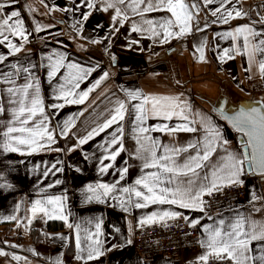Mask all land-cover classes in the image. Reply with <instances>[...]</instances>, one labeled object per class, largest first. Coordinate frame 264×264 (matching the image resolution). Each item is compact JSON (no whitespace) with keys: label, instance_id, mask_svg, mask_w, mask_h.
Masks as SVG:
<instances>
[{"label":"crops","instance_id":"1","mask_svg":"<svg viewBox=\"0 0 264 264\" xmlns=\"http://www.w3.org/2000/svg\"><path fill=\"white\" fill-rule=\"evenodd\" d=\"M87 2L94 7L88 8ZM87 2L0 0L4 4L0 24L11 11H19L27 36L24 40L12 35L7 28L0 29L8 36L7 41L0 43V55L5 57L0 61V108L3 109L0 112V252L6 253L0 255V264L200 262L199 256L206 251L203 243L200 250L185 253L179 261L166 256L143 257L136 252L135 229L170 218L161 219L165 212L183 215L190 223L199 221L202 242L210 238L206 229L231 231L238 221H243L242 232L251 234L256 228L258 233L264 226V177L252 176L246 181L244 202L209 216L196 207L182 208L176 204L149 203L146 207L137 208L135 204L142 202L140 198L134 192H123V189L147 192L135 181L158 171L143 167L145 160L141 159L147 154L143 149L150 147L153 141L157 142V158L168 155L179 164L197 152L202 155L205 144L214 141L215 150L209 160L203 162L204 167L197 169L198 177H192L193 190H198L195 185L212 181L213 173L224 175L220 169L232 163L230 157L244 161L243 173L239 177L241 182L244 180L248 173L247 163L237 141L238 133L224 115L245 108L246 103L249 106L255 102L264 105V101L258 100L264 96V73L260 70L264 52L258 50L264 47L260 44L264 40V0H231L230 3L229 0H212L211 3L207 0H184L192 15L190 30L167 39V31L178 32L179 28L175 24L167 27L166 22L174 21L175 17L166 8L148 10L149 4H158L159 0H144L139 4L136 0H124L123 4L119 0ZM108 4L114 7L108 8ZM197 6L201 10L196 12ZM116 9L120 10V16H116ZM217 9L219 11L213 16L212 12ZM236 11L242 15L237 17ZM229 12H232V17L225 23L224 18ZM85 14L88 15L87 20L84 19ZM245 26L259 34L255 38L250 36L247 44L244 40L246 33L236 32ZM50 27L62 35H47ZM133 27L139 30L133 31ZM9 42L21 50L13 52L8 47ZM225 50L228 56H225ZM250 52L254 54L250 56ZM127 56L131 57L132 64H123L125 60L121 57ZM57 61L64 67L49 78ZM69 64L76 67L70 69L67 67ZM76 77L82 79L77 81ZM77 82L79 87H75ZM26 84L32 85L27 89V97L23 93ZM90 88L92 91L83 103L67 102L79 99ZM9 89L14 91L10 93ZM231 91L235 98L239 96L243 100L236 101L238 105ZM68 92L73 94L65 99ZM243 94L256 96V100L243 99ZM133 95L137 98L133 99ZM37 97L42 101L44 112H37L27 125H21L14 115L20 102L30 106V101ZM151 97H179L186 105L188 119L180 116L165 119L163 115L148 112L142 121L138 120L141 115L139 107L144 105L145 98ZM59 104L63 107H53ZM121 105L124 106L123 120L118 119L99 131L116 115ZM144 107L150 108L151 105ZM45 117V126L52 133L54 142L45 138L40 141L43 146L36 151L26 145H20L17 152L4 149L3 144L8 141L4 133L8 128L35 127ZM165 125L169 129L187 126L196 131L157 130ZM141 128L148 131L141 132ZM94 132L98 134L88 139ZM114 137L117 144L111 143ZM80 139H86L87 143L81 145ZM189 145L196 147L189 148ZM121 146L123 150L114 161L105 159ZM184 148L188 150L179 154L172 151ZM108 164L112 167L101 172L100 169ZM124 168L128 169L127 173H123ZM168 176L170 174H164L162 186L171 188L173 184L167 183ZM204 177L208 180L205 181ZM176 182L173 178V183ZM217 183L219 188L232 185L226 180ZM100 184L115 185V190L105 195L103 189L96 187ZM89 185L95 190L89 191ZM56 197L60 198L62 214L67 220L55 218L60 214L55 211L57 206L47 203ZM37 201L52 213L53 218L39 211L33 213ZM149 217L153 220L141 223ZM51 222H62L65 227L48 232V240L37 245L35 252L27 253L25 248L31 228L38 224L42 231ZM97 223L100 224L99 236L95 235ZM68 224L73 227L69 228ZM90 233L101 242L98 247L102 254L93 259H88L92 244V240L87 239ZM14 234L21 235L20 242ZM77 235L81 240L79 247ZM246 255V264H264V259H261L264 257V241L250 240Z\"/></svg>","mask_w":264,"mask_h":264},{"label":"snow or ice","instance_id":"2","mask_svg":"<svg viewBox=\"0 0 264 264\" xmlns=\"http://www.w3.org/2000/svg\"><path fill=\"white\" fill-rule=\"evenodd\" d=\"M87 2V0H86ZM144 0H136V3H143ZM208 3H211L212 0H207ZM223 2V0H221ZM231 0H229V3ZM119 3L123 4L124 0H119ZM87 7L92 8L94 5L90 2H87ZM114 7L113 4H108V8ZM195 7V5H192ZM161 8H166L167 11L171 12L172 15L175 17L174 21H167V27H171L173 24L178 26V32H171L167 31L165 35V39L171 36H181L188 32L190 21L192 20V15L189 11V5H187L184 0H159L158 4H149L148 10H160ZM4 9V4L0 3V12ZM107 10V9H105ZM135 10V9H134ZM212 12L213 16H216L217 12ZM120 10L116 9V16H120ZM21 13L19 11H11L7 18L3 19L2 24H0V29L7 28L11 31V34L14 36L23 37L24 40H27V36L25 35V29L23 27V20L19 19ZM235 15L237 17L241 16L242 13L240 11H236ZM232 17V12L227 14V17L224 18V22H228V18ZM84 19H88V15H84ZM14 23H10L13 21ZM40 30L39 28L37 29ZM133 31H138L136 27H133ZM238 34H245L244 40L247 44L249 41V37L255 38V36L259 35L256 33L251 27L245 26L238 28L236 30ZM231 35V34H229ZM0 36H3V40H0V43L8 40V36L4 35L3 31H0ZM96 42V41H94ZM261 45H264V40L260 41ZM8 47L13 52H19L21 49L16 44L8 43ZM261 52H264V47L258 49ZM253 52H250L249 55H253ZM228 51L225 50V56H228ZM231 58V57H229ZM5 57L0 55V61L4 60ZM201 60L204 59L203 56L200 57ZM64 67V65L57 61L53 65V71L49 73V78L55 76L56 71ZM68 68H75V65H67ZM260 70L264 73V63L260 64ZM80 71H84L80 69ZM105 77L107 73L104 74ZM77 81L82 79V77H76ZM71 82V81H70ZM99 84V81H97ZM31 84H26L23 89L24 96H29L27 89L31 88ZM75 87H79V83L75 84ZM63 90V89H62ZM13 89H9V92H13ZM92 89L90 88L88 92H84L79 99H72L67 100L68 103H83L84 99L88 96V93L91 92ZM73 93L68 92L65 94L64 98L67 99L68 96H71ZM133 99H136L137 96L133 95ZM150 104V108H145L144 105ZM144 105L139 107V111L141 115L137 117L138 120H143L148 112H152L156 115H163L165 119H171L173 116H180L183 119L187 120L188 117L185 115V108L186 105H183L179 99V97H151L145 98ZM54 108L63 107V104L53 105ZM123 110L124 106L121 105L119 109H117L116 115L112 116L110 120H108L99 131H103L105 128L110 127L113 123H116L119 120H123ZM3 109L0 108V112ZM37 112L43 113L44 108L42 106V101L37 97L30 101V106L20 102L19 110L14 113L16 118L19 120L21 125H27L29 120H31L34 116H36ZM25 113L27 116L25 117ZM23 117V118H22ZM47 117L41 120L35 127H10L8 128L7 132L4 133L6 137H8V141L3 144V147L6 151L17 152L19 151L20 145H26L31 148L32 151H36L39 147L43 145L40 144V141L43 139H47L48 142H54V137L52 133L48 130L45 126V121ZM233 124L236 127L237 131L245 133L249 137L248 143L252 147V152L250 153V160L249 163L255 164L261 170H264V114H261L256 109H250L245 111L243 109L240 110L238 115L233 117ZM159 131H187V132H194L196 131L195 128L192 127H180V128H171L169 129L167 125L162 128L157 129ZM141 132H146L148 129L141 128ZM14 133H19L20 135H12ZM98 132L91 133L88 139H91L92 135H97ZM147 139V137H146ZM79 143L85 144L87 143L86 139H80ZM112 144H117L118 141L114 137L111 141ZM227 143V141H224ZM156 144L157 142L153 141L150 147L144 148L143 152L147 153L146 155H142L141 159L145 160L143 167L145 168H156L158 169L157 172H153L148 176L141 177L135 181L136 185H142L145 191L136 190L135 188H124L123 192L125 193H133L136 197L140 198V201L135 204V207L142 208L146 207L149 203H159V204H176L182 208H193L196 207L200 211H203V200L202 196L204 194L211 195L214 190H219L220 185L217 181H224L226 180L228 183L231 184H239L241 180L239 177L243 173V163L244 161L241 159H236L235 157H230L229 159L232 163L225 165L223 168L220 169L221 172L224 173L222 176H218L216 173H213L214 179L208 182L205 185H195L198 190H193L194 188V180L192 177H198L197 169L204 167L203 162L208 161L210 154L212 151L215 150V143L214 141H208L204 146L203 154L201 155L197 152L196 155L189 157L188 160H185L182 164L177 163L171 156L162 155L159 158L156 156ZM189 148H195L196 145H189ZM122 146L114 151L111 156L106 157L105 159L115 160L117 156L120 155V151H122ZM188 149H174L176 154H179L181 151L186 152ZM167 152L168 150L165 149ZM112 167L111 164L106 165L100 169L101 172H106L108 168ZM162 170V171H160ZM128 169L124 168L123 173H127ZM164 174H170L167 177V183L173 184V187L169 188L168 186L164 185ZM191 174V175H190ZM187 177L185 181L184 178ZM173 178L176 179V183H173ZM121 179H123V175H121ZM205 181L208 180V177H204ZM97 188L103 189L104 194L107 195L108 193L115 190V185L109 186L107 184H100L96 186ZM93 187L89 185V191H94ZM50 205H56L57 208L55 209L56 212L60 213L55 218L61 220H67V217L64 216L63 207L60 202V198L56 197L54 199H49L47 201ZM41 202L37 201L36 205L33 207L32 211L35 214L37 211L44 213L50 219L53 218L52 213L48 211L47 208L40 206ZM177 214L176 213H169L165 212L163 217H170L174 218ZM14 218V217H13ZM153 220V217H149L146 221H142L141 223H147ZM199 223V221H193L192 226ZM223 224V221H221ZM69 228H72V224H68ZM78 227V226H77ZM243 227V221H238L235 225L232 226V230H220L219 228L216 229H206V231L210 232V238L207 241H203L204 247L206 249L205 253L199 256L200 264H210L212 260H234L236 264H246L248 257L246 253L249 250V242L250 240H262L264 241V226L259 228V232L257 233V229L253 228L251 234L242 232L241 229ZM96 236L100 235V224L97 223L96 225ZM247 237V238H241ZM87 239L92 240V244L89 246L88 252V259H93L101 255L100 248L98 245L101 243L98 239H95L93 234H89ZM81 240L80 236H76V244L77 247L80 246ZM83 251V249H81ZM0 255H6V253L0 252ZM78 259L80 257H77ZM19 259V257H16ZM261 259H264L262 257Z\"/></svg>","mask_w":264,"mask_h":264},{"label":"built area","instance_id":"3","mask_svg":"<svg viewBox=\"0 0 264 264\" xmlns=\"http://www.w3.org/2000/svg\"><path fill=\"white\" fill-rule=\"evenodd\" d=\"M251 177L252 174L246 173L241 183L221 187L211 195L204 194L202 200L205 215L209 216L244 202L247 197L246 181ZM134 246L140 256H166L179 261L185 253L201 249L200 225L193 227L183 215L143 224L135 229ZM210 264H234V261L212 260Z\"/></svg>","mask_w":264,"mask_h":264},{"label":"water","instance_id":"4","mask_svg":"<svg viewBox=\"0 0 264 264\" xmlns=\"http://www.w3.org/2000/svg\"><path fill=\"white\" fill-rule=\"evenodd\" d=\"M253 108L256 109L258 112H260L261 114H264V105L262 103L255 102V103H252L250 105L249 109L238 108L237 110H235L232 113H226L224 115V118L232 126V128L238 133L237 141H238L239 145L242 147L244 160L247 163L248 173L252 174V176L264 177V170H261L258 167H256V165L254 163L251 165L249 163L250 153L252 152V147L248 143L249 137L245 133L237 131L236 127L233 124V117L238 115V113L240 112L241 109L248 111V110L253 109Z\"/></svg>","mask_w":264,"mask_h":264},{"label":"rangeland","instance_id":"5","mask_svg":"<svg viewBox=\"0 0 264 264\" xmlns=\"http://www.w3.org/2000/svg\"><path fill=\"white\" fill-rule=\"evenodd\" d=\"M200 11L201 10V8L199 7V6H197V9H196V12L197 11ZM195 12V13H196ZM53 13V12H52ZM51 29L49 30V31H47V35H49V36H51V35H62V33H60V31L59 30H53V28L52 27H50ZM86 33V32H85ZM113 54V53H112ZM122 58V60H125V61H123V64H126V65H128V64H132V62H130V59H131V57L129 56H127V57H121ZM115 59H116V57H115ZM233 91V90H232ZM231 91V95L233 96V98H234V101H235V103H236V105H238L237 104V102L236 101H243V100H241V98L238 96V97H236L235 98V96H234V92H232ZM216 97H220V95H216ZM243 99H245V97H247L246 99H250V100H256V96H246V95H244L243 94ZM258 100H261V101H264V96H260V99L258 98ZM244 106H245V108L247 109V108H250V106L248 105V103H246V104H244ZM38 235V234H37ZM37 235H35V237H32L31 236V234H29V240H27L28 241V245H27V247L25 248L26 249V252L27 253H29V252H35V247L37 246V245H40L41 243H43V242H41V243H37V240L39 239V237L37 236ZM41 235V234H40ZM14 237H17L18 239V241L20 240V239H22V237H21V235H18V234H14ZM14 239V238H13ZM24 239H27V238H24ZM48 240V239H47ZM46 240V241H47ZM20 242V241H19ZM45 242V241H44ZM18 250L20 249V246L17 248ZM25 249L23 250L24 251V253H25ZM34 254V253H33ZM24 255H26L27 257H30L29 256V254H24ZM31 255V254H30ZM35 257V256H34Z\"/></svg>","mask_w":264,"mask_h":264},{"label":"trees","instance_id":"6","mask_svg":"<svg viewBox=\"0 0 264 264\" xmlns=\"http://www.w3.org/2000/svg\"><path fill=\"white\" fill-rule=\"evenodd\" d=\"M65 227L64 223L62 222H51L49 224H47L44 228V230H40L39 229V225L36 224L31 228V236L35 237V235H37L39 237V239L37 240V243H41L47 240V233L51 232V231H60L63 230ZM41 234V235H40Z\"/></svg>","mask_w":264,"mask_h":264}]
</instances>
